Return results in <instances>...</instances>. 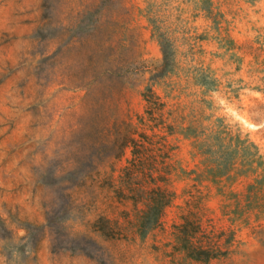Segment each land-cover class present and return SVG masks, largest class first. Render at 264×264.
<instances>
[{
    "label": "rangeland",
    "instance_id": "rangeland-1",
    "mask_svg": "<svg viewBox=\"0 0 264 264\" xmlns=\"http://www.w3.org/2000/svg\"><path fill=\"white\" fill-rule=\"evenodd\" d=\"M161 115L149 171L127 137L164 133ZM216 137L215 183L198 147ZM254 145L264 0H0V264H264ZM155 189L168 204L140 237Z\"/></svg>",
    "mask_w": 264,
    "mask_h": 264
},
{
    "label": "trees",
    "instance_id": "trees-1",
    "mask_svg": "<svg viewBox=\"0 0 264 264\" xmlns=\"http://www.w3.org/2000/svg\"><path fill=\"white\" fill-rule=\"evenodd\" d=\"M162 52H163V60L161 64H159L155 70L157 71L154 76L155 77H161L164 76L166 73L169 72L170 67H171V62L169 60V56L167 54V50L164 46H162ZM146 92H148V95L145 93V99L147 102H150L148 98L151 96H154L155 93L153 92L151 87L146 88ZM149 116H151V111H148ZM160 124H158L157 127H161L164 130V133H156L152 131V133H146V130L136 133L138 134L139 138L134 137V134L128 135L127 137V144L131 145V153L134 157H137V159L140 161V166L142 168H150L149 171L152 169H155V166L153 164L149 163V160L152 158L149 154L152 149L149 148L150 145L155 144L156 145V152L158 155L162 158L165 159L168 156V150H167V135L174 133L172 125H166L164 119L162 118V115L160 116ZM156 137L158 138L157 141H154L153 138ZM199 146V145H198ZM212 147L214 149H212ZM256 149V157H255V162L257 167L254 168L252 171L253 173H256L257 175L255 176L254 179V184H251L249 186L253 187L255 184L258 186H264V157L259 153L258 147L254 145ZM199 151L204 155L207 156V165H206V174L210 176L211 180L213 182H217L218 178L222 177V175L218 174L216 169H218L221 166V163L219 162V159L221 158V148L222 145L220 143V140L218 137L215 139L214 144H206V143H201V145L198 147ZM153 152V151H152ZM150 166V167H148ZM258 169V170H257ZM161 172H165L167 174L168 172V166L165 165V163H162L161 167ZM251 171V172H252ZM243 175L238 174V176ZM163 176V174H162ZM155 193L152 195L153 200L151 203H147L144 207V209L140 212L138 215L137 219V233L140 237H144L148 231H150L155 225H157L163 215V211L165 207L167 206L168 202L161 203L157 202L158 200L162 199V193L163 190L161 189H155ZM189 217L186 215L184 216V222L181 224L182 231L185 233L187 237L188 233V227L192 225L190 221H188ZM198 224V222L194 223ZM197 229H201V224H198ZM103 234L108 236L105 231H103ZM188 251V254L190 256H193V258L198 259V260H208L212 257H215V253H212L210 248H204L202 245L201 246H196L193 245L190 240H187V245H185Z\"/></svg>",
    "mask_w": 264,
    "mask_h": 264
}]
</instances>
